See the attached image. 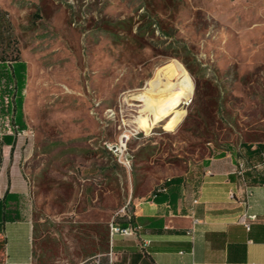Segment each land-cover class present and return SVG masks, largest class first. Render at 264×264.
<instances>
[{
  "label": "rangeland",
  "instance_id": "rangeland-1",
  "mask_svg": "<svg viewBox=\"0 0 264 264\" xmlns=\"http://www.w3.org/2000/svg\"><path fill=\"white\" fill-rule=\"evenodd\" d=\"M0 8L17 41L8 51L19 49L27 71L20 134L14 96L0 94V132L20 141L26 217L44 214L46 202L58 208L75 182L86 194L115 182L113 217L129 212V173L106 142L131 129L135 196L156 192L189 161L264 141V0H0ZM41 224L34 264H96L81 262L77 229L68 243L60 227L51 235Z\"/></svg>",
  "mask_w": 264,
  "mask_h": 264
},
{
  "label": "crops",
  "instance_id": "crops-1",
  "mask_svg": "<svg viewBox=\"0 0 264 264\" xmlns=\"http://www.w3.org/2000/svg\"><path fill=\"white\" fill-rule=\"evenodd\" d=\"M19 142L14 133L0 132V264H34L33 240L42 221L51 235H58L60 227L68 243L71 229L78 230L82 263L93 258L96 264H264V141L243 143L238 153L225 151L197 165L189 161L188 169L165 175L156 192L140 196L134 195L131 167L119 164L110 152L129 173L127 191L134 205L119 220L113 217L118 206L115 182L92 186L89 194L85 185L75 182L62 193L58 208L46 202L44 214L26 217L29 184ZM249 145L253 153H247ZM241 161L246 165L244 177L236 172ZM246 183L253 190L250 208ZM5 213L17 218L4 222ZM244 221L251 223L250 229ZM112 222L136 226L138 234H112Z\"/></svg>",
  "mask_w": 264,
  "mask_h": 264
},
{
  "label": "trees",
  "instance_id": "trees-1",
  "mask_svg": "<svg viewBox=\"0 0 264 264\" xmlns=\"http://www.w3.org/2000/svg\"><path fill=\"white\" fill-rule=\"evenodd\" d=\"M17 41L13 34V27L8 12L0 8V94H12L14 96L15 123L19 130L26 129L23 119L24 89L26 87L27 71L25 62L19 57V49L15 48L10 53L8 50ZM2 136V140L6 139ZM260 147V145L258 146ZM247 153H253L252 146H247ZM4 199H8V193ZM3 221L14 220L17 216L5 213Z\"/></svg>",
  "mask_w": 264,
  "mask_h": 264
},
{
  "label": "built area",
  "instance_id": "built-area-1",
  "mask_svg": "<svg viewBox=\"0 0 264 264\" xmlns=\"http://www.w3.org/2000/svg\"><path fill=\"white\" fill-rule=\"evenodd\" d=\"M118 116V113H116V117ZM17 127V126H16ZM25 130V129H24ZM24 130H19L18 127L16 129L17 133L20 134ZM132 131V129H131ZM130 131V132H131ZM130 132L127 134H119L117 138L114 141H108L106 142L107 149L115 156L116 161L119 164H122L126 167H131V150L129 147L130 142ZM239 175L244 177V174L246 172V165L244 161H241L238 165L237 171ZM245 194H246V201L248 208L251 207L250 199L253 195V190L250 185L246 183L245 186ZM234 194L232 193V196ZM250 219H255L256 214H249L248 215ZM245 226L250 229L251 223L248 221H244ZM110 230L112 234L120 233L122 235H137L138 234V227L130 225V226H122L119 224H116L112 222L110 224Z\"/></svg>",
  "mask_w": 264,
  "mask_h": 264
},
{
  "label": "bare ground",
  "instance_id": "bare-ground-1",
  "mask_svg": "<svg viewBox=\"0 0 264 264\" xmlns=\"http://www.w3.org/2000/svg\"><path fill=\"white\" fill-rule=\"evenodd\" d=\"M176 71L177 70H174V72L176 73ZM176 85V84H175ZM175 85H173V86H175ZM184 85H185V95H186V101H187V103L188 102H190V100H191V98H192V95H193V89H194V83H193V81L189 78V76L188 75H186L185 76V81H184ZM173 88V87H172ZM175 88V87H174ZM171 89V88H170ZM176 100V99H175ZM173 107H174V105H173ZM149 111V112H155V110H153L151 107H148V109H143V112L144 111ZM169 110H170V108H168V109H166V110H164V111H162L161 112V115L164 117L165 115H167L168 114V112H169ZM157 112V111H156ZM178 118V117H177ZM176 118V119H177ZM174 120V121H172V122H170L169 124H168V128H172L173 126H176V124L179 122V119H177V120ZM131 131V130H130ZM127 133H129V132H122L121 134H127ZM130 138H131V133H130Z\"/></svg>",
  "mask_w": 264,
  "mask_h": 264
}]
</instances>
